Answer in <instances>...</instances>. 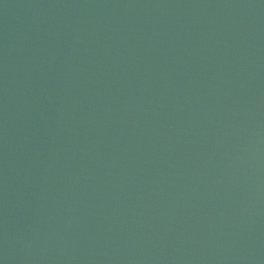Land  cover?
Instances as JSON below:
<instances>
[{
	"label": "water",
	"instance_id": "1",
	"mask_svg": "<svg viewBox=\"0 0 264 264\" xmlns=\"http://www.w3.org/2000/svg\"><path fill=\"white\" fill-rule=\"evenodd\" d=\"M2 264H264V0H0Z\"/></svg>",
	"mask_w": 264,
	"mask_h": 264
},
{
	"label": "snow or ice",
	"instance_id": "2",
	"mask_svg": "<svg viewBox=\"0 0 264 264\" xmlns=\"http://www.w3.org/2000/svg\"><path fill=\"white\" fill-rule=\"evenodd\" d=\"M0 264H2V262H0Z\"/></svg>",
	"mask_w": 264,
	"mask_h": 264
}]
</instances>
